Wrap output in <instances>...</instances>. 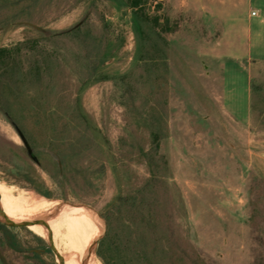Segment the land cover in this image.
<instances>
[{
    "label": "rangeland",
    "instance_id": "1",
    "mask_svg": "<svg viewBox=\"0 0 264 264\" xmlns=\"http://www.w3.org/2000/svg\"><path fill=\"white\" fill-rule=\"evenodd\" d=\"M131 1L0 0V50L21 47L0 66V184L92 211L73 264L92 241L83 264H104L106 234L113 264H264V62L189 1ZM0 264L60 260L0 222Z\"/></svg>",
    "mask_w": 264,
    "mask_h": 264
},
{
    "label": "bare ground",
    "instance_id": "2",
    "mask_svg": "<svg viewBox=\"0 0 264 264\" xmlns=\"http://www.w3.org/2000/svg\"><path fill=\"white\" fill-rule=\"evenodd\" d=\"M0 209L14 211V214L18 217L20 222L28 223L27 228L29 230L36 233L41 238L49 242L51 241L57 254H60V252L57 249L58 245L56 239L62 235V238L65 240L64 245L69 253L68 255L61 254V257L66 261V263L63 262L64 264H73V258H75L77 250L80 247L79 242L83 235L80 220L84 223L86 228V224L80 215H90V212H92L85 207L60 205L57 202H50L49 200L41 198H27L26 196L16 198L11 188L4 184H0ZM55 212H57V215L48 219L45 225L30 223L32 221H37L36 219L43 213L52 214ZM92 243L93 241L90 243L88 251H84L82 259H79L78 264H83L88 256L89 248Z\"/></svg>",
    "mask_w": 264,
    "mask_h": 264
},
{
    "label": "crops",
    "instance_id": "3",
    "mask_svg": "<svg viewBox=\"0 0 264 264\" xmlns=\"http://www.w3.org/2000/svg\"><path fill=\"white\" fill-rule=\"evenodd\" d=\"M187 1L198 10L203 9L202 12L217 15L222 22L223 39L228 40L226 44L240 47L243 59L264 62V0H183L182 3L185 5Z\"/></svg>",
    "mask_w": 264,
    "mask_h": 264
},
{
    "label": "trees",
    "instance_id": "4",
    "mask_svg": "<svg viewBox=\"0 0 264 264\" xmlns=\"http://www.w3.org/2000/svg\"><path fill=\"white\" fill-rule=\"evenodd\" d=\"M141 4H142V0H132L131 3L129 4L130 6L128 9L136 12L135 17L139 14L137 9H138V7L141 6ZM137 17H139V16H137ZM61 35H63V34H61ZM20 51H21L20 46L14 48V49H11V50L10 49L0 50V66L2 64H9L10 62H13V61L15 62L14 55L19 54ZM11 96L16 98L17 93L12 92ZM108 239H109V234H106V236L101 241H99L98 248H97V256L104 262V264H113V263H111L112 261L109 259L111 258L113 260L114 256L112 254V251H114V249L112 248V245H110V243H107Z\"/></svg>",
    "mask_w": 264,
    "mask_h": 264
},
{
    "label": "water",
    "instance_id": "5",
    "mask_svg": "<svg viewBox=\"0 0 264 264\" xmlns=\"http://www.w3.org/2000/svg\"><path fill=\"white\" fill-rule=\"evenodd\" d=\"M17 133L21 139V141L23 142L28 155L30 156V158L32 159V161H34V163L38 164V159L37 157L34 155L33 150L30 146V144L28 143L27 139L25 138V136L22 134V132H20L19 130H17ZM57 215V212L52 213V214H47L45 215L41 220H37V221H32L30 223H35L38 225H45L46 221L52 217H55ZM0 222L5 224L8 227L11 228H21V227H27L28 223H15V222H11L10 220H8V218H6L0 211ZM49 247L50 249L55 253L56 257H58V259L60 260V264H63V260L60 256H58V254L56 253V250L52 244V242H49Z\"/></svg>",
    "mask_w": 264,
    "mask_h": 264
},
{
    "label": "built area",
    "instance_id": "6",
    "mask_svg": "<svg viewBox=\"0 0 264 264\" xmlns=\"http://www.w3.org/2000/svg\"><path fill=\"white\" fill-rule=\"evenodd\" d=\"M253 16L255 15V13L252 14Z\"/></svg>",
    "mask_w": 264,
    "mask_h": 264
}]
</instances>
